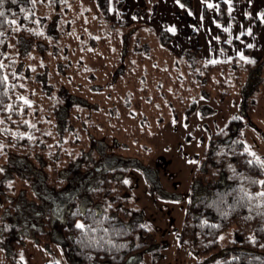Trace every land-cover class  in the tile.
Returning a JSON list of instances; mask_svg holds the SVG:
<instances>
[{
    "label": "trees",
    "instance_id": "16d2710c",
    "mask_svg": "<svg viewBox=\"0 0 264 264\" xmlns=\"http://www.w3.org/2000/svg\"><path fill=\"white\" fill-rule=\"evenodd\" d=\"M71 2L0 7V77H8L0 84L1 264H23L21 219L32 222L40 246L59 238L72 264H140L146 254L152 262L162 247L138 221H124L123 175L153 155L148 130L187 121L199 97L224 101L256 67L190 52L171 58L164 26L111 22L108 0H98L105 24L99 17L83 26L66 15ZM258 27L256 20L254 33ZM242 124L241 116L228 119L201 161L205 187L190 198L178 236L195 264H264V197L257 196L264 161L245 151ZM123 158L133 163L123 166Z\"/></svg>",
    "mask_w": 264,
    "mask_h": 264
},
{
    "label": "rangeland",
    "instance_id": "374dc122",
    "mask_svg": "<svg viewBox=\"0 0 264 264\" xmlns=\"http://www.w3.org/2000/svg\"><path fill=\"white\" fill-rule=\"evenodd\" d=\"M107 7L111 22L120 19L123 25L140 23L156 30L164 26L173 36L164 50L172 54L171 58L190 52L204 62L237 58L256 67L254 77L243 74L240 79L244 95L240 85L232 84L224 101L199 97L187 121H166L154 133L152 128L148 130L147 144L152 146L153 155L144 159V169L135 166L123 175L130 192L124 221H138L162 247L155 261L151 262L152 257L146 254L140 264H195L194 256L178 236L190 198L205 187L201 161L211 136L228 119L241 116L244 149L264 161V0H231L230 4L224 0H108ZM66 15L83 26L97 24L95 18L99 17L105 24L98 0H72ZM256 20L259 27L254 33ZM171 28L175 32L169 31ZM239 54L246 59L241 60ZM259 78L261 83L254 89L253 82ZM3 141L0 136V144ZM120 162L125 167L133 163L126 158ZM20 221L25 237L20 255L23 264H72L59 238L54 236L47 247H42L34 238L32 222ZM232 233L233 226L221 234V247ZM2 259L0 252V264Z\"/></svg>",
    "mask_w": 264,
    "mask_h": 264
},
{
    "label": "snow or ice",
    "instance_id": "6c2138e0",
    "mask_svg": "<svg viewBox=\"0 0 264 264\" xmlns=\"http://www.w3.org/2000/svg\"><path fill=\"white\" fill-rule=\"evenodd\" d=\"M15 2H16V0H12V3H15ZM177 2H179V0H177ZM224 2L226 4H230L231 0H224ZM3 4H4V0H0V7H2ZM180 6L183 7L182 4ZM208 7L211 8V7H213V5L209 4ZM229 12H231V7L229 8ZM3 15H4V12L3 11H0V17H2ZM261 15H262V17H264V14H261ZM224 30L225 31H228L227 28H225ZM169 31L175 32V29L174 28H171V29H169ZM248 34L251 35V30H249ZM0 35H3V33H0ZM248 47L251 48L253 46L251 44H249ZM239 55H240V59L241 60H245L246 59L242 54H239ZM216 62L217 61H209V63H216ZM246 62H251V61H246ZM3 67H4V65L3 64H0V68H3ZM7 80H8V77L7 76L0 77V84H6L7 83ZM18 99L24 100V103L25 104L28 103V101L24 97H18ZM9 108H11V106H9ZM245 151L247 152L248 149L246 148ZM250 155H253L254 156L255 154L254 153H250ZM256 159H257V161H259V158L258 157ZM249 163H252V161H249ZM262 166H264V163H262ZM259 183L264 184V181H260ZM257 196L258 197H264V192L258 193ZM261 215H264V213H261ZM76 227L77 228H82L83 225L77 223L76 224ZM261 247H264V245H261Z\"/></svg>",
    "mask_w": 264,
    "mask_h": 264
}]
</instances>
